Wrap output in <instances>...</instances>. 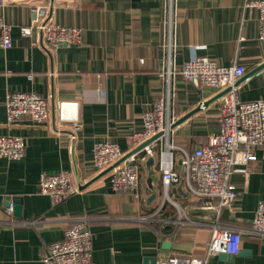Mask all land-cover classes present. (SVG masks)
<instances>
[{
  "label": "crops",
  "instance_id": "obj_1",
  "mask_svg": "<svg viewBox=\"0 0 264 264\" xmlns=\"http://www.w3.org/2000/svg\"><path fill=\"white\" fill-rule=\"evenodd\" d=\"M245 1L54 0L50 8L49 0H0V16L12 34V45L0 46V135L25 140L21 158L0 157V264H42L49 244L62 239L65 228L79 217L89 225L95 264L206 255L210 225L172 228L138 220L160 206L162 215L176 213L164 200L157 154L137 161L140 186L135 197L112 189L110 171L102 173L93 164V146L107 140L124 155L132 151L129 137L142 127L143 113L168 91L174 121L218 93L184 79L182 64L194 56L220 65L241 64L250 74L237 84L239 98L264 99V66L251 72L264 62V41L258 38V12L246 8ZM37 8H44L54 23L79 26L81 42L50 47L34 27L23 34L20 27L33 23ZM8 91H34L46 98L49 119L22 117L9 123ZM65 100L77 102L75 122L58 117V104ZM220 102L173 127L169 140L189 151L206 144L218 130ZM72 111L68 108L67 114ZM254 152L247 174L231 176L237 191L234 210L224 208L220 218L222 225L241 229L232 264H264V238L250 229L256 206L264 200V146ZM175 166L180 169L178 160ZM64 170L73 173L76 186L89 184L56 203L39 191L38 181L42 172ZM168 195L211 221L212 213L199 209L202 200L184 182L171 184ZM9 199H19L22 217L5 213ZM162 242H169V248L161 247ZM218 255L208 256L206 264H218Z\"/></svg>",
  "mask_w": 264,
  "mask_h": 264
},
{
  "label": "built area",
  "instance_id": "obj_2",
  "mask_svg": "<svg viewBox=\"0 0 264 264\" xmlns=\"http://www.w3.org/2000/svg\"><path fill=\"white\" fill-rule=\"evenodd\" d=\"M246 8L258 12V38L264 41V0H246ZM36 28L41 38L50 47L62 44L80 43L82 29L79 26H65L46 18L44 8L35 10V18L30 25H22L23 34L31 33ZM12 45L11 25L0 16V46ZM185 80L197 87H208L218 92L229 87L220 97L218 130L212 133L206 144L195 147L192 151L174 144L169 140L174 118L170 113V92L159 97L152 107L143 113L142 127L133 132L129 143L135 148L149 140L139 150L129 155L110 170V183L115 191H130L139 197L140 176L137 161H146L158 156V167L164 188V200L175 209L172 217L162 215L160 206L151 214L138 217L145 223H157L177 228L185 225L211 226V235L206 248V255H173L156 264H206L208 256L221 252L235 254L240 249L241 229L220 223L222 210L233 212V203L237 196L231 182L234 173L247 174V164L256 159L255 148L264 146V99L242 100L237 93L236 81L245 74L241 64L220 65L207 56H194L181 67ZM31 77V75H29ZM6 118L9 123L22 117L36 122L49 119L48 100L34 91H8L5 97ZM72 109L67 114V109ZM60 120L76 121L77 102L60 101L58 104ZM25 152V140L21 135H0V157L19 159ZM123 152L111 141H98L93 146V164L97 170H104L114 164ZM178 160L180 169L176 168ZM184 182L187 191L200 198V210L212 213L211 221L207 216L193 215L185 206H181L168 195L171 184ZM41 193L49 195L54 202H60L75 192L76 186L71 171L57 173L42 172L38 181ZM14 201L8 200L4 211L13 213ZM250 229L264 238V200H260L251 220ZM42 264H95L92 259L91 231L85 217L75 219L64 230L62 239L52 241L47 253L42 256Z\"/></svg>",
  "mask_w": 264,
  "mask_h": 264
},
{
  "label": "water",
  "instance_id": "obj_3",
  "mask_svg": "<svg viewBox=\"0 0 264 264\" xmlns=\"http://www.w3.org/2000/svg\"><path fill=\"white\" fill-rule=\"evenodd\" d=\"M54 0H49V7L51 8L53 5ZM264 66V62L261 63L260 65H258L257 67H255V69H253L251 72H254L255 70H257L258 68ZM250 73H246L244 74L241 78H239L236 81V85L245 77H247ZM229 90V87L219 91L218 93H216L215 95H213L212 97H210L209 99L200 102L195 108H193L192 110L188 111L187 113H185L182 117L176 119L173 123H172V127H175L176 125L180 124L181 122H183L184 120H186L188 117L192 116L194 113L200 111L201 109L207 107L210 103L216 101L217 99H219L223 94H225L227 91ZM53 114V111H52ZM147 142H149V140L144 141L143 143H141L140 145H138L137 147H135L132 151H130L129 153H127L126 155H123L118 161H116L114 164H112L111 166L107 167L106 169H104V172L110 171L112 169V167H114L115 165L123 162L129 155L133 154L134 152H136L137 150H139L144 144H146ZM149 161H152V158L149 159ZM89 183H84V184H80L79 182L77 183V187L78 190L84 188L85 186H87ZM14 207H13V214L17 217H22L21 215V205L19 204V199H15L14 200ZM6 205L8 204V200L5 203ZM170 243L169 242H162L161 243V247L163 248H169ZM232 254H226L224 252L219 253L218 255V264H232L231 263V259H232ZM148 261H150V264H156V257L152 256V257H145L144 258V264H147Z\"/></svg>",
  "mask_w": 264,
  "mask_h": 264
},
{
  "label": "rangeland",
  "instance_id": "obj_4",
  "mask_svg": "<svg viewBox=\"0 0 264 264\" xmlns=\"http://www.w3.org/2000/svg\"><path fill=\"white\" fill-rule=\"evenodd\" d=\"M172 138L174 139V135L172 136Z\"/></svg>",
  "mask_w": 264,
  "mask_h": 264
}]
</instances>
